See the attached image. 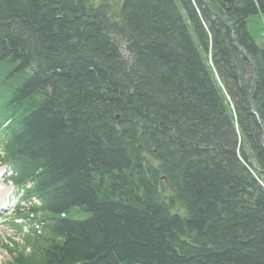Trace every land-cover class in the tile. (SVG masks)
<instances>
[{
  "label": "trees",
  "instance_id": "obj_1",
  "mask_svg": "<svg viewBox=\"0 0 264 264\" xmlns=\"http://www.w3.org/2000/svg\"><path fill=\"white\" fill-rule=\"evenodd\" d=\"M263 28L264 0H0V160L40 202L8 264H264Z\"/></svg>",
  "mask_w": 264,
  "mask_h": 264
},
{
  "label": "rangeland",
  "instance_id": "obj_2",
  "mask_svg": "<svg viewBox=\"0 0 264 264\" xmlns=\"http://www.w3.org/2000/svg\"><path fill=\"white\" fill-rule=\"evenodd\" d=\"M5 168H2V175L4 174ZM4 176V175H3ZM13 239V233L8 225H5L0 221V263L5 262L9 259V256L4 252L3 245Z\"/></svg>",
  "mask_w": 264,
  "mask_h": 264
},
{
  "label": "bare ground",
  "instance_id": "obj_3",
  "mask_svg": "<svg viewBox=\"0 0 264 264\" xmlns=\"http://www.w3.org/2000/svg\"><path fill=\"white\" fill-rule=\"evenodd\" d=\"M227 137H228V134L227 133H224V135H223V140H222V142L224 143V144H227ZM0 173H1V170H0ZM8 189L4 186H1L0 185V197H1V193L2 192H5V191H7Z\"/></svg>",
  "mask_w": 264,
  "mask_h": 264
}]
</instances>
